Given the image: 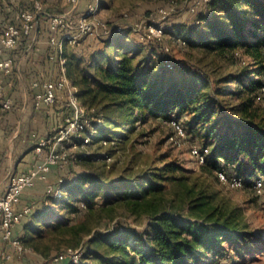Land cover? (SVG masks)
<instances>
[{
	"label": "trees",
	"instance_id": "16d2710c",
	"mask_svg": "<svg viewBox=\"0 0 264 264\" xmlns=\"http://www.w3.org/2000/svg\"><path fill=\"white\" fill-rule=\"evenodd\" d=\"M187 13L190 16L183 21L166 24L164 35L171 31L182 47L213 52L231 61V65L239 64V69L221 76L211 87L209 76L201 69L175 62L162 48L164 67L169 71L177 68L183 76L170 80L153 77L148 66L134 64V55L122 50L137 51L131 44L135 43L132 30L113 29L90 50L86 72L74 80L81 85L86 101L94 106L90 125L74 138L80 145L84 135L106 144L113 139L112 134L131 129L138 119L160 117L172 132L171 121L175 120L185 127L188 140L199 137L200 145H195L209 148L205 163L199 165L204 172L214 174L218 180L216 171L222 168L224 158L229 162L225 168L228 174L250 176L253 189L254 179L264 178V122L257 119L259 105L264 102L257 98L264 87V0H208L196 12ZM46 28L50 36L48 22ZM25 39L28 41V37ZM127 39L131 42L125 44ZM139 45L146 47L145 41ZM244 55L252 59L250 64L243 63ZM229 96L240 101L231 104ZM14 106L15 102L9 114ZM29 140L34 148L32 135ZM78 157L70 154L65 167ZM58 166L52 165L50 171ZM58 172L62 180L53 184L52 192H47L45 185L33 211L14 230V236L26 245H33L29 242L32 233L41 234L43 227L67 222L60 212L71 214L73 219L84 208L92 207L104 188L107 199L130 197L127 202L144 208L150 217L143 229L123 225L103 237L94 236L80 247L82 255L76 264H200L206 251L218 260L227 255L219 250L224 241H238L250 234L240 229L234 210L215 204L206 188L196 190V184L187 189L188 201L184 200L179 209L159 208L148 201L149 195L161 193L169 181L185 183L190 170L174 160L119 180H107L89 170L77 171L74 176L65 169L58 168ZM96 243L100 246H94Z\"/></svg>",
	"mask_w": 264,
	"mask_h": 264
},
{
	"label": "rangeland",
	"instance_id": "374dc122",
	"mask_svg": "<svg viewBox=\"0 0 264 264\" xmlns=\"http://www.w3.org/2000/svg\"><path fill=\"white\" fill-rule=\"evenodd\" d=\"M195 0H78L76 4L67 0H42L46 12H70L73 17L89 11L91 6L97 7L92 20L96 23L95 31L83 38L80 45L67 46L65 55L67 56V74L70 79L79 86L80 103L86 108V118L93 115L94 106L86 101V97L81 94V85L74 80L80 78L87 70V55L90 50L98 46L101 36L108 34L113 29H129L135 38V43L130 39L124 41L137 48V51L130 52L123 48L129 54L134 55V64H144L151 69L152 76L164 77L168 80L173 77H182L183 72L179 69L167 70L162 62L164 53L162 48H169V57L175 62H184L192 64L201 69L209 76L211 87L216 86L217 80L231 72L237 71L238 65H231V61L225 60L213 52H204L201 49L190 50L182 47L174 38L171 31H168L161 39L148 36V26L150 24H172V22H181L187 16L188 6ZM173 2V10L167 19L161 18L157 14L159 6L168 5ZM32 9L33 4L30 0H0V29L4 30L9 23L20 24V14L23 10ZM46 15L41 13L38 20V28L30 37L22 39L19 45L11 54L14 60L13 72L4 75L5 96L12 97L15 102L13 113L9 114L8 109L0 108V194L4 188V179L13 172H18L16 164L21 161L27 145L25 141L14 137L18 123L17 102L18 83L30 81L35 65L44 64V58H37L34 51L37 47L39 34L42 37L48 36ZM173 26L171 27V29ZM34 36L36 38H34ZM145 41V46L141 44ZM167 52V51H166ZM2 56H0L1 58ZM243 63L250 64L252 59L244 55ZM59 68V66H58ZM19 70V71H18ZM12 83V84H11ZM17 83V84H16ZM232 86H235L232 85ZM27 93L30 95L29 83ZM239 98L229 96V102L236 104ZM57 103V102H56ZM65 104V101H62ZM54 107V106H53ZM66 107V104L63 106ZM56 109V108H55ZM258 120L264 122V102L259 105ZM59 116V115H57ZM116 119L121 117L116 114ZM57 123H49L46 128L48 135H54L59 125L64 121V117L57 118ZM184 122V121H183ZM186 123V122H184ZM96 127H94L95 129ZM94 129L92 131H94ZM124 133L112 134L111 140L101 144L99 138L80 145L74 138L66 144V152L69 154H79V157L70 165V167L58 166L59 169H65L67 174L74 176L77 171L89 170L100 174L107 180H119L120 178L132 177L142 174L150 167L161 166L164 162L174 160L185 168L189 169L188 177L185 183L179 184L175 181H169L165 189L156 195H149L148 201L153 202L159 208L179 209L188 201L185 194L187 189L196 184V190L205 187L207 192L213 196V202L229 210H234L237 215V221L241 230L248 234L245 238H239L238 241L226 240L219 247L220 252L227 253L226 256L218 260L212 257L211 251H206L199 261L200 264H264V190L262 193H255L250 185L251 177L243 174L246 184L241 188H232L221 184L214 176L202 170L194 158L190 155L191 145L199 144V137L180 146H174L168 140L172 134V128L160 117L151 116L141 121L137 120L131 129L123 131ZM48 150V148H46ZM81 154V156H80ZM240 158H244L241 155ZM228 161L221 160L222 168H227ZM58 168L51 171L48 175L47 183L54 184L61 175ZM235 168L238 166L235 164ZM6 180V181H7ZM46 182L39 181L34 186L27 188V199L25 195L21 196L20 206L25 204H36L45 192ZM24 190V191H25ZM25 191V192H26ZM106 189H102L97 197L95 204L90 208H84L80 214L72 219V215L60 212L67 222L61 224L55 222L51 227H43L41 234H31L29 242L26 245L28 250L24 253H14L11 246L7 243L0 244V264H6L7 260L4 254L13 252L12 264H63L62 261H55V256L66 246L75 245L84 247L90 239L103 237L107 232L120 228L123 225H130L143 229L149 222V212L144 208H135V205L127 202L130 199H107ZM33 199H29L31 194ZM0 195V196H1ZM185 200V201H184ZM94 246H100L96 243ZM15 254V255H14Z\"/></svg>",
	"mask_w": 264,
	"mask_h": 264
},
{
	"label": "built area",
	"instance_id": "2783aa9c",
	"mask_svg": "<svg viewBox=\"0 0 264 264\" xmlns=\"http://www.w3.org/2000/svg\"><path fill=\"white\" fill-rule=\"evenodd\" d=\"M33 4L32 9L23 10L20 14V24L9 23L4 30L0 29V97L2 107L10 109L13 105V98L6 97L4 75L13 72V58L10 55L3 56L5 52L15 49L22 39L30 37L38 28L39 15L45 14L49 30L48 43L54 48L49 54V60L58 62L59 74L47 79H35L32 81L34 89V102L36 106H52L59 98H65L66 106L72 109L70 114L64 116V121L59 125L56 133L50 136L39 137L32 133L34 142V151L38 156L35 165L26 172H13L8 176L7 185L4 193L0 196V239L10 244L14 253H24L28 250L26 244L18 237L14 236V230L22 219L31 213L35 204H25L20 206L22 193L25 189L35 185L38 180L48 181V174L51 166L58 164L65 166L69 162V153L66 152V144L71 142L75 136H80L91 119L86 118V108L80 103V89L67 74V56L65 49L67 46H76L81 43L83 38L95 31L96 23L91 19L96 13L97 7L91 6L88 12L73 17L70 12H46L42 0H30ZM76 4L78 0H67ZM208 0H195L190 3L188 10L196 12L198 6ZM173 2L168 5L159 6L157 14L167 19L173 10ZM163 24H150L148 26V36L161 39L164 36ZM34 38H36L34 36ZM180 39V38H179ZM183 42V41H182ZM168 52L169 48H165ZM257 98L264 101V87L261 88ZM173 132L168 140L177 147L187 142V132L185 127L172 120ZM90 137L83 136V144L88 143ZM48 148V150H46ZM190 155L198 165L205 163L209 148H203L198 145H191ZM218 180L228 187L241 188L245 185L244 177L233 174L229 175L225 168H219L216 171ZM60 181L62 178L59 179ZM253 189L260 194L264 190V178L256 177L253 181ZM47 192L54 190L52 183H47ZM13 252L4 254L7 260L6 264H12ZM15 255V254H14ZM82 255L80 247H65L58 253L55 261H67L69 264L79 262Z\"/></svg>",
	"mask_w": 264,
	"mask_h": 264
},
{
	"label": "crops",
	"instance_id": "0c3cea01",
	"mask_svg": "<svg viewBox=\"0 0 264 264\" xmlns=\"http://www.w3.org/2000/svg\"><path fill=\"white\" fill-rule=\"evenodd\" d=\"M42 36H43L42 34H39V37H37L39 39L37 41V47L34 51V55L36 59L44 58V64L35 65L34 68L35 71L33 72L30 81L27 82L26 80L25 82L24 81L20 82L18 83L20 86L17 87L21 89V91H18V98H16L17 102L19 101V104H17L18 107L17 113L19 116H16L18 117L19 125L15 130L14 137H18V139L22 141H25L27 138V145L25 149L26 152L23 158L21 159V161H19L16 164V169L18 170V172L28 171L30 168H32L35 165V163L38 160V156L36 155L34 149L32 148V143L29 140L32 133H36L39 137L47 136L48 132L46 128L50 126L49 123L47 122L52 123L55 121L57 123L58 121L57 118L61 119L62 115L64 117L66 114H68V112H72V109H70V107L68 106L63 107L64 104L62 103V101H65V98H59L57 103H55L52 106L43 105L39 107L35 105L34 99L32 97V81L35 79L51 78L59 74L58 62H53L49 60V54L52 53V51L54 50V48L48 43L49 36H47V38ZM28 83H29V88L31 90L30 95L27 93ZM15 111L16 110H13V113ZM49 174H51V171L49 172ZM6 178L7 177H5L4 179V188L1 190L2 194L6 189V185H7ZM39 181L42 180H38L36 184ZM25 191L22 193V195L23 196L25 195V198L27 199V191L26 192ZM34 195L35 193L33 195L31 194L29 199H33ZM0 244H4V242H0ZM7 245L9 246L10 244L7 243Z\"/></svg>",
	"mask_w": 264,
	"mask_h": 264
}]
</instances>
